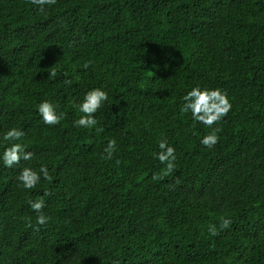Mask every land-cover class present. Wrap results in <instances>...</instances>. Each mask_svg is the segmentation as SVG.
I'll use <instances>...</instances> for the list:
<instances>
[{
    "label": "trees",
    "instance_id": "16d2710c",
    "mask_svg": "<svg viewBox=\"0 0 264 264\" xmlns=\"http://www.w3.org/2000/svg\"><path fill=\"white\" fill-rule=\"evenodd\" d=\"M197 85L232 103L212 148L180 111ZM94 87L109 96L99 131L74 127ZM43 100L59 125L39 117ZM12 127L33 158L0 163V264H264V0H56L45 13L0 0V135ZM161 139L177 159L157 181ZM41 164L51 180L19 186ZM42 196L38 225L29 200Z\"/></svg>",
    "mask_w": 264,
    "mask_h": 264
},
{
    "label": "clouds",
    "instance_id": "9594fccd",
    "mask_svg": "<svg viewBox=\"0 0 264 264\" xmlns=\"http://www.w3.org/2000/svg\"><path fill=\"white\" fill-rule=\"evenodd\" d=\"M31 5L39 12L45 13L50 6L56 4V0H29ZM55 76V72L48 74ZM109 99L108 92L101 87H94L86 91L82 101L79 103V111L83 113L78 119L73 121L74 127L84 129H96L99 131L98 120L95 116L97 111L102 108L104 102ZM182 106L180 111L191 115L194 122L204 125L211 131L200 139V144L206 148H212L219 140V127L217 125L232 109V103L228 94L220 88H208L197 85L188 90L182 97ZM39 117L45 125H59L64 118V113L58 110V106L50 100L41 101L36 108ZM25 136L22 129L12 127L0 135V147H3L0 153V163L5 168H13L14 165L23 161H31L33 153L26 151L24 144L21 142ZM6 145V146H5ZM117 142L110 139L103 150L102 156L106 160L113 158L116 151ZM159 151L155 154V159L161 165L165 166V171L161 175H152L153 180L161 181L165 176L171 175L175 171L176 148L172 146L167 139H161L158 144ZM19 186L25 190H32L37 187L41 179L51 180L49 169L46 164H41L36 170L32 167H23L16 177ZM44 196L48 193H44ZM30 209L36 214V223L45 225L49 217L42 211L46 207V201L43 196L39 199L29 200ZM232 224L229 218H223L220 222V228L215 225H209L208 232L212 236L219 234L222 229H227Z\"/></svg>",
    "mask_w": 264,
    "mask_h": 264
}]
</instances>
